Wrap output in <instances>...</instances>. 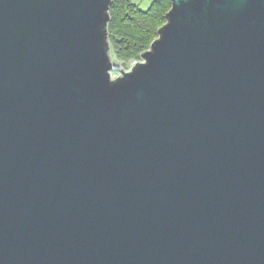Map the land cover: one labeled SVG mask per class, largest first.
<instances>
[{
	"label": "water",
	"instance_id": "1",
	"mask_svg": "<svg viewBox=\"0 0 264 264\" xmlns=\"http://www.w3.org/2000/svg\"><path fill=\"white\" fill-rule=\"evenodd\" d=\"M111 4L0 0V264H264V0H172L130 70Z\"/></svg>",
	"mask_w": 264,
	"mask_h": 264
},
{
	"label": "trees",
	"instance_id": "2",
	"mask_svg": "<svg viewBox=\"0 0 264 264\" xmlns=\"http://www.w3.org/2000/svg\"><path fill=\"white\" fill-rule=\"evenodd\" d=\"M171 5L172 0H154L142 9L133 0H112L108 29L113 56L126 67L141 60V53L158 37Z\"/></svg>",
	"mask_w": 264,
	"mask_h": 264
},
{
	"label": "rangeland",
	"instance_id": "3",
	"mask_svg": "<svg viewBox=\"0 0 264 264\" xmlns=\"http://www.w3.org/2000/svg\"><path fill=\"white\" fill-rule=\"evenodd\" d=\"M134 2H136L142 9H148L151 4L153 3L154 0H133ZM111 56L114 60L118 61L112 54L111 52ZM120 62V61H118ZM121 63V62H120ZM134 62H132L128 67L124 66L122 63V66L125 68V70H130L132 65H133ZM119 73L118 72H113V76H116L118 75Z\"/></svg>",
	"mask_w": 264,
	"mask_h": 264
}]
</instances>
